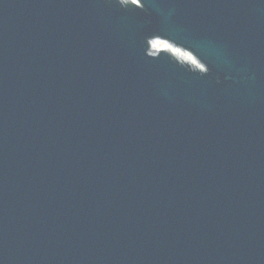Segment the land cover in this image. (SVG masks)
I'll return each mask as SVG.
<instances>
[{
  "label": "water",
  "instance_id": "1",
  "mask_svg": "<svg viewBox=\"0 0 264 264\" xmlns=\"http://www.w3.org/2000/svg\"><path fill=\"white\" fill-rule=\"evenodd\" d=\"M0 264H264V0H0Z\"/></svg>",
  "mask_w": 264,
  "mask_h": 264
},
{
  "label": "bare ground",
  "instance_id": "2",
  "mask_svg": "<svg viewBox=\"0 0 264 264\" xmlns=\"http://www.w3.org/2000/svg\"><path fill=\"white\" fill-rule=\"evenodd\" d=\"M130 1H134V0H129V2ZM175 52V56L176 57H178V58H180V59H182V60H185V61H189V62H191L192 64H197L198 65V63L194 60V59H192V56L188 53H185V52H181V51H179V50H177L176 49V51H174Z\"/></svg>",
  "mask_w": 264,
  "mask_h": 264
},
{
  "label": "rangeland",
  "instance_id": "3",
  "mask_svg": "<svg viewBox=\"0 0 264 264\" xmlns=\"http://www.w3.org/2000/svg\"><path fill=\"white\" fill-rule=\"evenodd\" d=\"M160 47L165 46V44L159 43Z\"/></svg>",
  "mask_w": 264,
  "mask_h": 264
}]
</instances>
